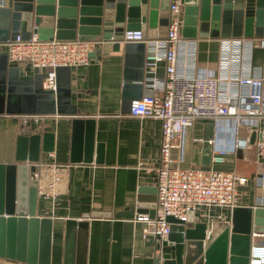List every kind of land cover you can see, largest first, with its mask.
I'll return each mask as SVG.
<instances>
[{
	"label": "crops",
	"instance_id": "obj_1",
	"mask_svg": "<svg viewBox=\"0 0 264 264\" xmlns=\"http://www.w3.org/2000/svg\"><path fill=\"white\" fill-rule=\"evenodd\" d=\"M196 1H182L177 34L195 41L197 68L216 70L220 40L244 36L220 29L217 37L210 36L209 31L204 37L193 33L190 11ZM6 5L7 0L0 11ZM146 9L145 22L136 29L142 31L143 40L163 38L169 23V0H157L156 8ZM2 38L4 35L0 34V165L16 163L18 136L25 137L27 155V138L37 134L36 164L40 171L51 162L67 166L56 184V197L35 204V215L51 219L48 264H64L66 219L82 222L85 243L83 246V231L74 233L71 258L65 264H153L157 251L142 237L141 225L133 218L148 214L156 203L160 121L128 113L131 100L161 94V90L150 89L146 84L144 42L119 41L116 45L106 41L98 45L87 65L55 68L56 88L44 93V70L9 60L1 45L12 37ZM246 38L253 42L248 62L258 67L264 78V45L255 44L264 34ZM154 75L164 77L163 62L156 64ZM232 131L229 119H196L185 131L183 159L177 165L212 167L244 177L245 181L237 185L233 207L254 208L261 194L255 180L261 159L254 138L250 141L253 132L248 127L238 128V138L245 139V144L235 148ZM43 143L49 151L41 150ZM213 148L226 150L223 162H211ZM233 207H211L208 218L196 210L193 222L227 221ZM262 241L264 234L251 233L249 249ZM161 243L165 245L166 240ZM23 244L26 258V241ZM0 264L28 263L15 256H0Z\"/></svg>",
	"mask_w": 264,
	"mask_h": 264
},
{
	"label": "built area",
	"instance_id": "obj_2",
	"mask_svg": "<svg viewBox=\"0 0 264 264\" xmlns=\"http://www.w3.org/2000/svg\"><path fill=\"white\" fill-rule=\"evenodd\" d=\"M183 0H169V23L163 38L143 40L139 29L126 30L119 41H143L146 84L159 89L129 102L128 113L134 117H154L160 121L159 158L155 167V210L152 217L137 214L133 221L141 225L142 237L153 236L160 241L168 234L167 216L185 221L189 212L200 210L209 217L211 207H233L237 185L245 178L233 171L212 167H179L183 159L184 135L196 119H229L233 126L232 147L245 144L238 138V128L248 127L254 133V147L261 159L255 180L261 194L254 206H264V78L259 68L248 62L253 42L246 37L221 39L218 49L217 69H200L195 65L196 43L177 34V14ZM6 0H0V8ZM115 41L101 38L61 40L35 37L22 39L15 35L4 42L11 61L25 62L33 68L44 70L43 87L54 91V69L87 65L90 54L98 45ZM263 47L264 38L255 43ZM164 63V77L157 78L154 68ZM211 142V140H209ZM226 150L213 148L210 160L223 162ZM40 168V167H39ZM31 173L36 195L53 200L56 184L67 166L54 162L46 164L44 171ZM248 264H264V244H253L249 249Z\"/></svg>",
	"mask_w": 264,
	"mask_h": 264
},
{
	"label": "water",
	"instance_id": "obj_3",
	"mask_svg": "<svg viewBox=\"0 0 264 264\" xmlns=\"http://www.w3.org/2000/svg\"><path fill=\"white\" fill-rule=\"evenodd\" d=\"M146 7L156 8L157 0H7L6 9L0 11V34L4 35L2 39L10 35L30 39L35 34L38 40L100 37L105 41L112 37L118 45L124 31L139 28L145 22ZM190 24L199 37L208 31L217 37L219 29L244 37L262 36L264 0H197L190 11ZM93 55L92 52L90 56ZM253 138L254 133L250 141ZM27 140V155L25 137L18 136L16 163L0 165V256H15L28 264H48L51 219L35 215L36 202L47 199L36 197L35 182L29 179V174L38 168V135ZM44 143L41 150L47 152L50 148ZM153 208L148 212L150 217ZM166 221L169 224L165 245L153 236L146 239L157 251L153 264H248L251 233L264 234V206H236L227 221L209 224L193 222V212L185 221L171 216ZM80 225L82 222L65 220L64 264L71 258L74 233L83 231L84 246L85 232ZM24 241L26 258L22 254Z\"/></svg>",
	"mask_w": 264,
	"mask_h": 264
}]
</instances>
